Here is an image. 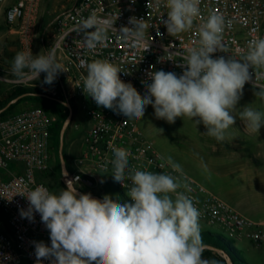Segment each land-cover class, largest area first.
<instances>
[{
    "label": "clouds",
    "instance_id": "clouds-1",
    "mask_svg": "<svg viewBox=\"0 0 264 264\" xmlns=\"http://www.w3.org/2000/svg\"><path fill=\"white\" fill-rule=\"evenodd\" d=\"M199 5L200 0H166L168 11L161 23L167 33L176 36L191 30L200 15ZM128 24L131 26L117 29L112 20L100 19L93 12L82 17L73 31L82 36L89 50L104 44L112 30L118 31L125 43L140 46L147 28L144 19L132 16ZM225 26V17L212 12L198 28L197 46L180 54L182 74L162 69L148 72L141 81L143 95L120 78L122 71L108 59L87 64L81 88L98 107L129 120L142 119L151 105L157 119L173 124L186 117L196 125L203 124L209 137L224 141L236 123L233 112L245 84L251 83L254 95L264 100V86L255 83L264 78V37L252 38L247 51L237 59L227 54ZM218 52L227 56L214 57ZM11 72L17 78L35 80L43 73L42 84L50 86L66 70L52 46L43 54L34 55L31 49L17 52ZM239 115L252 133L264 127V111L245 106ZM111 152L107 162L112 168L110 175L128 190L132 203H121L110 194L97 199L91 193H81L79 177L67 180L58 193L38 185L26 195L20 194L28 201L27 209H20L21 217L34 221L39 214L49 232L50 246L33 241L35 264L44 260L49 264H209L202 259L206 245L200 232V212L186 194L191 189L183 179L181 165L169 156L159 167L167 165L171 172L131 169L125 148L111 146ZM102 167L107 172V164ZM4 259L10 257L4 254Z\"/></svg>",
    "mask_w": 264,
    "mask_h": 264
},
{
    "label": "built area",
    "instance_id": "built-area-1",
    "mask_svg": "<svg viewBox=\"0 0 264 264\" xmlns=\"http://www.w3.org/2000/svg\"><path fill=\"white\" fill-rule=\"evenodd\" d=\"M39 2L0 0V7L5 6L4 15L9 26L23 22L29 30L38 13ZM165 5L166 0H75L52 21V46L56 49L57 61L66 72L61 73V81L50 86L41 84L39 89L40 94L78 105L91 120V128L77 161L83 171L70 173L67 170L64 176L65 182L79 177L77 187L83 193L93 194L94 189L112 181L124 196V203H132L126 194L128 190L110 175L112 168L107 162L112 157L111 146L125 148L130 153L131 169L171 172L167 165L159 167L166 163V159L133 119L98 107L84 93L82 77L86 75L88 63L96 59L110 60L122 71L120 78L143 95L145 89L141 81L146 79L148 72L162 69L182 74L184 69L178 66L182 62L180 54L197 46L198 28L212 12L225 17L223 43L228 49L227 54L237 59L247 51L252 38L264 37V0H200V15L194 19L193 28L176 36L169 35L161 23L168 11ZM93 12L100 19L112 20L117 29L130 27L128 21L132 16L143 18L147 25L143 43L133 47L124 42L118 31L112 30L104 44L94 50L87 49L82 36L73 29L82 17ZM170 52L173 53L171 57ZM227 54L218 52L213 55ZM255 83L264 86V78L255 80ZM246 85L252 86L251 83ZM57 120L44 107L35 106L0 121V264H35L33 241H44L50 246L49 232L39 214H35L34 221L21 217L20 209H27L28 201L20 194L26 195L38 185L50 190L38 175L53 166L52 139ZM106 164L107 172L102 167ZM183 179L191 189L186 194L200 212L199 220L224 227L231 239L249 240L264 247V221L256 222L246 217L185 171ZM4 254L10 259H4ZM43 264H49V261L44 260Z\"/></svg>",
    "mask_w": 264,
    "mask_h": 264
},
{
    "label": "rangeland",
    "instance_id": "rangeland-1",
    "mask_svg": "<svg viewBox=\"0 0 264 264\" xmlns=\"http://www.w3.org/2000/svg\"><path fill=\"white\" fill-rule=\"evenodd\" d=\"M75 0H40L38 13L28 30L25 23L11 27L5 22V6L0 7V110L5 108L10 101L17 98L23 90L39 94V86L42 84L44 74L41 73L39 80L27 76L23 79L17 78L11 72V63L15 54L19 51L31 49L34 55L46 52L52 47L54 31L52 21L57 14L69 8ZM4 23V24H3ZM59 80L56 79L55 82ZM17 96V97H16ZM257 106L254 109L264 111V100L259 97L255 99ZM41 106L53 113L57 117V124L64 123L70 115V110H66L61 103L36 95H29L18 104H13L3 112L0 121L10 117L27 108ZM73 115L69 126L64 134V157L67 170L70 173L83 171V167L77 164L80 152L84 146L85 136L91 128V120L78 105H73ZM253 108V107H252ZM2 114V113H1ZM148 140L155 143L159 153L167 159H172L179 163L182 170L193 176L196 180L206 186L207 161L205 155L208 149V135L203 124L196 125L186 117L177 118L175 123L169 124L165 120L157 119L151 105L146 108L142 119H133ZM159 129L163 131L160 132ZM62 131V130H61ZM60 131V140H61ZM54 139L58 138L55 133ZM261 139V141H260ZM245 142V160L250 169H256L257 176L261 179L254 186L245 183L237 191L236 201L240 205L234 206L240 213L253 221H264V127L256 138L249 135ZM53 166L45 172L39 173V179L47 184L51 191L58 193L66 182L63 175L62 163L60 159V148L53 147ZM12 169V166L10 167ZM100 173L99 171H97ZM101 174V173H100ZM102 175V174H101ZM7 176V175H6ZM246 177L247 173L231 174L227 178L229 184H235L239 177ZM92 195L103 197L110 194L113 198H119L121 203L125 202L124 196L112 184L107 182L102 187L93 190ZM232 204V203H230ZM1 217V212H0ZM200 232L210 231L222 239L206 240L202 236L203 243L208 246L220 249L229 254L225 249L226 241H231L233 247L240 251L244 264H264V247H258L249 240L237 241L231 239L224 227L217 224H210L207 221L199 220ZM202 253V259L209 261V264H224L212 250ZM233 260V258H232Z\"/></svg>",
    "mask_w": 264,
    "mask_h": 264
},
{
    "label": "crops",
    "instance_id": "crops-1",
    "mask_svg": "<svg viewBox=\"0 0 264 264\" xmlns=\"http://www.w3.org/2000/svg\"><path fill=\"white\" fill-rule=\"evenodd\" d=\"M57 79L59 81L62 80L61 73L58 75ZM255 99L256 96L254 95L253 87L245 84L243 95L237 108L233 112V115L236 117V123L228 130L225 140L217 141L215 138L208 136V149L205 155L207 161L206 186L197 180L213 194L229 204L232 203L230 205L237 207L240 205V202L235 200L238 195V189L245 183L250 182L251 185L254 186L261 180L257 176L256 169L254 167L253 169L249 168L244 156L246 138L249 135L256 138L258 134H260L261 129L259 133L250 132L239 115L243 107L249 106L254 108L257 106V101ZM83 147L80 154L82 153ZM241 173H247V176H240L235 184H229L227 182V178H229L231 174L241 175Z\"/></svg>",
    "mask_w": 264,
    "mask_h": 264
},
{
    "label": "water",
    "instance_id": "water-1",
    "mask_svg": "<svg viewBox=\"0 0 264 264\" xmlns=\"http://www.w3.org/2000/svg\"><path fill=\"white\" fill-rule=\"evenodd\" d=\"M29 95L42 96V97H45V98H48V99L57 101V102L63 104L64 106H66L70 110V115L66 119V121L64 122L62 131H61V140H60V159H61V163H62L63 175L65 176L66 173H67V168H66V161H65V157H64V134H65V131H66L67 127L69 126V124L71 122V119H72V115H73L72 106H71V104L68 101H64V100H62L60 98H53V97H50V96H48L46 94H40V93L39 94H37V93H25V94H22V95L18 96L15 99H13L12 101H10L5 108H3V109L0 110V114L3 113L11 105L17 103L21 98L26 97V96H29ZM78 191L81 192V193H83L79 189H78ZM92 196L95 197V198H97V199H102L103 198V197L96 196V195H92ZM207 249L208 250H212L215 253H217V255L220 256V258H221V260H222V262L224 264H235V262L232 260V258L229 256L228 253H226V252H224V251H222L220 249L214 248L212 246L206 245L205 250H207Z\"/></svg>",
    "mask_w": 264,
    "mask_h": 264
},
{
    "label": "trees",
    "instance_id": "trees-1",
    "mask_svg": "<svg viewBox=\"0 0 264 264\" xmlns=\"http://www.w3.org/2000/svg\"><path fill=\"white\" fill-rule=\"evenodd\" d=\"M39 93H40V89H39V91H38ZM25 93H31L30 91H28V90H23V91H21L17 96H20V95H22V94H25ZM16 96V97H17ZM27 98V96L26 97H23V98H21L16 104H18L19 102H21V101H23V100H25ZM66 110H68V108L66 107V106H64L63 104H61ZM3 116V113L2 114H0V118ZM63 125H64V123H61V124H56V126H55V128H54V130H53V136H54V134L55 133H57L58 134V138H56V139H52V143H53V147H58V149L60 148V131L62 130V128H63ZM201 235H203L205 238H206V240H211V239H222L220 236H218V235H216V234H214V233H212V232H210V231H203L202 233H201ZM215 239V240H216ZM225 242H226V246H225V249L228 251V252H231V255H232V258H233V261L235 262V264H244V261H243V259H242V257L241 256H239L240 254V251H238V250H236L235 249V247H233V245L231 244V241H226L225 240ZM205 245V244H204ZM204 252H210L208 249L207 250H204Z\"/></svg>",
    "mask_w": 264,
    "mask_h": 264
}]
</instances>
